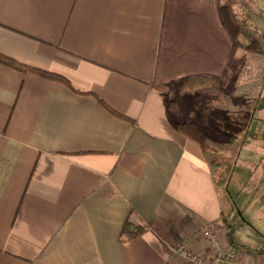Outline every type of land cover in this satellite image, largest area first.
<instances>
[{
    "label": "crops",
    "instance_id": "1",
    "mask_svg": "<svg viewBox=\"0 0 264 264\" xmlns=\"http://www.w3.org/2000/svg\"><path fill=\"white\" fill-rule=\"evenodd\" d=\"M222 4L247 21L245 38L229 34ZM251 36L264 42V0H0V54L91 92L0 63V264H179L180 244L209 257L208 225L229 246L232 231L238 261L264 264V246L240 243L223 218L202 149L168 108L184 116V101L201 100L215 148L254 171L264 52L246 48ZM254 196L250 218L263 220L264 188ZM127 219L146 229L120 241Z\"/></svg>",
    "mask_w": 264,
    "mask_h": 264
},
{
    "label": "rangeland",
    "instance_id": "2",
    "mask_svg": "<svg viewBox=\"0 0 264 264\" xmlns=\"http://www.w3.org/2000/svg\"><path fill=\"white\" fill-rule=\"evenodd\" d=\"M240 17V16H239ZM242 18V17H240ZM249 31V30H248ZM243 33V32H242ZM240 34L241 38H245L243 34ZM264 43V42H263ZM264 50V46H263ZM200 86H195L193 87L194 89H197ZM261 93V92H260ZM195 98L194 100H200V98H203L204 102L206 103L208 100L207 97L203 96H197L196 94L194 95ZM256 99V98H255ZM193 101L186 100L184 101V107L179 106V110L182 111L184 110L183 113L184 116H177V108H175L173 111L176 114L177 120L184 121V120H189L191 119L190 117H195L193 119L197 125L202 129L203 133L206 136L207 142L210 144L211 147H215L218 145L215 142V138H213V133L211 132L206 125L203 123V116H199L198 112L202 111L204 108L202 106L203 103L200 101L193 102L194 107H192V104L190 106V103ZM264 106V87L262 90L261 95L258 96L257 101L255 100L253 102V109H260L261 107ZM183 107V109H182ZM191 107V108H190ZM210 108H214L212 104L209 105ZM207 107V108H209ZM217 109V108H214ZM197 115H196V114ZM210 118L208 120L210 121L211 127L215 129H224L227 130L228 133L230 134V129L233 127V124L230 122L229 119H221L218 117L217 114L211 113ZM229 120V121H228ZM228 129H227V128ZM212 138V139H211ZM210 139V140H209ZM221 139V137H220ZM216 144V145H215ZM219 152L220 157H224L220 150L217 149ZM243 155H246V151H244ZM250 155V154H249ZM247 157V155H246ZM233 158V157H232ZM257 164L256 168L254 171L252 170L254 168H251L249 170H245L243 166L241 165V161L235 160L234 161V171L231 175V182L228 185L229 191L232 193L233 198L230 197L229 192L227 191V188L219 189L220 190V196L222 199V205H223V218L228 221V223L233 227V231L235 233L236 238L240 243L245 245L246 247L250 249L254 248H259L264 246V236L261 233H258L254 227H260L264 225V219L263 220H258L256 217L252 220L250 218V211L254 207L255 202H252V199L254 198L259 193V190H262L264 188V155L258 156L256 155L254 159V154L251 157ZM245 177L247 180L245 185H242L238 182L241 177ZM230 178V177H229ZM261 179L260 183L258 184V179ZM230 181V180H229ZM257 186H259L257 188ZM257 193V194H256ZM236 196H238L236 198ZM248 213L245 215V213ZM258 215V214H256ZM242 218H245V222L242 220Z\"/></svg>",
    "mask_w": 264,
    "mask_h": 264
},
{
    "label": "trees",
    "instance_id": "3",
    "mask_svg": "<svg viewBox=\"0 0 264 264\" xmlns=\"http://www.w3.org/2000/svg\"><path fill=\"white\" fill-rule=\"evenodd\" d=\"M220 16L222 19V22L226 29L228 30L229 34L232 36V38L237 39L240 37V34H247L249 30V25L247 21L244 18H240L232 9V7L229 4H222L220 6ZM250 41L248 42L246 48L254 53L262 54L264 52L263 50V41L261 37L251 36ZM0 63L8 66L14 70L24 72V73H33L37 76H40L45 79L53 80L56 82H59L65 86H67L70 90L76 93L80 94H91V92L81 90L77 88L66 76L52 72L49 70H45L42 68H38L35 66L27 65L25 63H22L18 60H15L11 57L5 56L0 54ZM96 99L98 100L99 104H101L104 108H106L111 113L124 118L132 123H134V120L128 118L127 116H124L118 112H116L114 109L109 107L101 98H99L97 95L93 94ZM168 108L170 111L177 108L175 101H169L168 102ZM175 127L188 136L189 138L193 139L195 142L199 144V146L202 149L204 159L206 161L207 167L212 175L214 184L216 188L223 189L227 188V184L229 181L230 174L233 169L234 161L232 157H220L219 152L215 147H211L210 144L207 142L206 136L203 133L202 129L197 125L195 121L192 120H186L181 122H175ZM146 229L145 226L134 224L129 219L125 220L122 225L121 234L119 237L120 241L123 240H130L132 238H135L143 233V231ZM232 231H227L226 236L230 242L231 245L235 246Z\"/></svg>",
    "mask_w": 264,
    "mask_h": 264
},
{
    "label": "built area",
    "instance_id": "4",
    "mask_svg": "<svg viewBox=\"0 0 264 264\" xmlns=\"http://www.w3.org/2000/svg\"><path fill=\"white\" fill-rule=\"evenodd\" d=\"M201 234L207 242V258L194 247L180 244L174 247L173 251L181 257L179 264H247L244 261L237 260V253L233 246L222 243L218 234L211 226H205L201 229Z\"/></svg>",
    "mask_w": 264,
    "mask_h": 264
}]
</instances>
